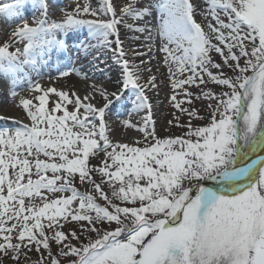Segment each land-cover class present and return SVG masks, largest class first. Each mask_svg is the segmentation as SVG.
Returning a JSON list of instances; mask_svg holds the SVG:
<instances>
[{
	"label": "snow or ice",
	"instance_id": "obj_1",
	"mask_svg": "<svg viewBox=\"0 0 264 264\" xmlns=\"http://www.w3.org/2000/svg\"><path fill=\"white\" fill-rule=\"evenodd\" d=\"M55 8L0 2L15 20L0 42L9 95L73 39L98 71L110 51L120 75L83 97L35 83L38 103L18 105L28 122L0 128V264H264V0H75L58 20ZM154 72L180 135L156 131ZM118 104L140 117L123 120L137 146L109 139Z\"/></svg>",
	"mask_w": 264,
	"mask_h": 264
},
{
	"label": "bare ground",
	"instance_id": "obj_2",
	"mask_svg": "<svg viewBox=\"0 0 264 264\" xmlns=\"http://www.w3.org/2000/svg\"><path fill=\"white\" fill-rule=\"evenodd\" d=\"M67 3L64 2V0H52V2L56 5V8L54 10V15L51 16L52 18L60 17L64 14V11H71L75 6V0H65ZM97 0H93V3L95 4ZM144 3H147L148 0H144ZM122 3V1H120ZM30 21V24H32V16L29 13L25 14ZM154 15L156 16L157 20L159 18V13L155 12ZM0 25H4L6 27V31L8 32L5 37H8L10 35L11 31L15 27V20L9 17H6L4 15H0ZM86 34V30L81 33L73 34V36H79L81 40L84 39V36ZM4 35H2V31L0 29V39L3 38ZM76 44L75 39L71 40L69 42V51L67 53H57L55 50L53 51L52 55L49 57V59H65V64L62 66H58L55 68H51V66L48 63V60L46 59L41 66L38 69V72H31V83L27 80L25 84H22L20 79H25L23 76L19 78V83L16 86V95L13 97L9 95V89L8 84L9 82L5 79L7 78L3 74H0V80L4 78L5 84L0 88V116L11 118V119H5L0 120V128H14L18 126L14 123V120H18L24 123H27L26 119V113L25 111L19 107V102L21 98H28L33 99V102L36 103V100L34 99L35 96H37V93L34 92L32 89L33 85L35 83H39L42 87H56L58 90H64L69 92H76L81 97L85 96L86 94H91L92 89L90 85L92 84H103L104 87H106L109 91H114L117 87L115 81L117 77L120 75V69L119 66L115 64L114 58L112 57V53L109 51L105 54H103V58L105 59L106 63L102 64L101 67L104 69L103 71H98L93 69L92 65L89 64L84 58L82 54H78L75 49L74 45ZM145 44H147V41H145ZM134 47V45H133ZM89 60L91 57L88 58ZM153 68L155 69L156 64L155 61L153 62ZM73 69L76 70H82L81 75H77L76 71H73ZM62 71H69L70 75L67 77L61 76L59 73ZM164 72V69L161 68V73ZM34 73V74H33ZM83 73H87L88 79H84ZM161 73L154 74L157 75L158 80L163 81L162 86L159 90L158 97H153V104L155 107V116L154 119L156 121V131H164L165 134H169V127L166 130L167 121L170 118L169 110L173 109L171 107L170 101L163 97L161 94V91H165L166 89L169 90V85L167 83V80L164 78V76L161 75ZM166 75V73L164 74ZM134 96V93H131L129 96V100ZM149 96L152 97V93H149ZM50 97H52V94H50ZM5 99H7V103H5ZM94 103L97 104V106H102V100L99 96V94H95V101ZM127 103V102H124ZM70 106V105H69ZM131 111L130 106L128 108H125L121 104H118L115 109L108 112L106 115V119L109 124V131H112V129H118L121 131L120 136V142L127 143L131 142V137L136 136L139 133L136 129H127L123 125V120L125 119H131L133 122L139 121L140 117L135 115L133 113L132 116H129L128 113ZM119 113V115H118ZM109 139L117 143L113 138L109 137Z\"/></svg>",
	"mask_w": 264,
	"mask_h": 264
},
{
	"label": "rangeland",
	"instance_id": "obj_3",
	"mask_svg": "<svg viewBox=\"0 0 264 264\" xmlns=\"http://www.w3.org/2000/svg\"><path fill=\"white\" fill-rule=\"evenodd\" d=\"M120 1H122V3H123V0H120ZM144 1V0H143ZM152 2L155 4V3H157L158 2V0H152ZM196 19L198 20V21H200L201 19H202V16L201 15H197L196 16ZM9 36V35H8ZM8 39V37H5V39L4 40H2V39H0L1 41L0 42H4V41H6ZM161 94H162V96L163 97H165V98H167V97H169L170 95H171V92L169 91V90H163V91H161ZM37 95H39V93H37ZM36 103H38V101H36ZM205 103L206 102H204V103H200V102H197V104H196V107L197 108H199V109H201V115H207V112L206 111H204V107H205ZM47 107H51V104L49 103L48 105H47ZM69 110H71V105L69 106ZM173 111H175L174 109H170L169 110V114H170V118L169 119H171L172 118V116H171V113L173 112ZM58 114V113H57ZM59 114H62V113H59ZM167 129H168V125H166V130L165 131H167ZM157 133H158V135H160V136H166V135H180L181 134V129L180 128H177V127H172L171 129H170V131H169V134H165L164 133V131H157ZM122 134H121V131L120 130H118V129H112V131H109V137H111V138H113L115 141H117V142H120L121 140H120V136H121ZM141 136H142V134H138V135H136V136H132L131 137V142H127V143H129V144H131V145H133V146H137V145H135L134 144V142L136 141V140H138V139H140L141 138ZM91 163L92 164H98L99 163V158H97V159H92L91 160ZM78 187H79V189L81 190V191H90L91 190V188H90V186H80V185H78ZM101 203H103L102 201H101ZM117 203H119V202H117ZM74 227V223L73 224H71V225H68L67 226V229H66V231H69V230H71L72 228ZM113 227H114V225H113ZM77 231H79V229H76ZM93 237H94V234H93ZM86 242V241H85ZM56 249H55V246H53V251H55ZM37 259V256H36V254L34 253L33 255H32V257H31V260L33 261V262H35V260Z\"/></svg>",
	"mask_w": 264,
	"mask_h": 264
}]
</instances>
